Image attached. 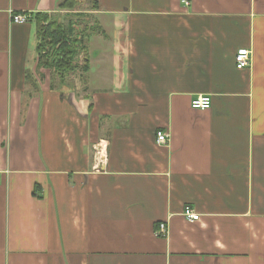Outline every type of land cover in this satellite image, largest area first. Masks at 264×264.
I'll return each instance as SVG.
<instances>
[{"label":"crops","instance_id":"obj_1","mask_svg":"<svg viewBox=\"0 0 264 264\" xmlns=\"http://www.w3.org/2000/svg\"><path fill=\"white\" fill-rule=\"evenodd\" d=\"M60 1L0 0V264H264V0H77L127 62L79 85L38 65Z\"/></svg>","mask_w":264,"mask_h":264},{"label":"trees","instance_id":"obj_2","mask_svg":"<svg viewBox=\"0 0 264 264\" xmlns=\"http://www.w3.org/2000/svg\"><path fill=\"white\" fill-rule=\"evenodd\" d=\"M77 4V0H62L58 4L60 11L37 13L33 18L38 39V65L48 67L62 78L65 73L73 72L78 68L75 60L77 54L80 51L88 54L90 35L97 31L94 25L91 27V32L88 28L83 31L77 30L78 24L73 19L74 14H69V11H73ZM94 9H97V5ZM88 60L87 55L84 58V71L90 69Z\"/></svg>","mask_w":264,"mask_h":264},{"label":"rangeland","instance_id":"obj_3","mask_svg":"<svg viewBox=\"0 0 264 264\" xmlns=\"http://www.w3.org/2000/svg\"><path fill=\"white\" fill-rule=\"evenodd\" d=\"M85 6H86L85 4H80L78 2L76 8L73 11H69L70 12L69 14H74L73 19L78 24L77 30L83 31L85 28H88L89 32H91L92 25H94L95 29H97V24L95 22L94 14H92V12L91 13L86 12ZM89 14H92V16H87ZM99 39L100 40L98 41L96 40L95 42H93L92 46L90 47L91 51L90 52L88 51V54L85 53L84 51H80L79 54H77L75 58L76 63L78 64V68L72 72V80L73 82L78 83V85L81 81H84L81 76H83L82 74L83 72H86L83 69L84 57L90 54H92V60L94 61L90 65L91 71L93 73L92 75L93 79L96 78V74L98 73L99 70H100V77L102 76L105 77L106 75V77L109 76L110 78H113V77L120 76L127 69V62L124 61L125 60L124 58L123 59L117 58L115 61H113V59L111 58L112 57L111 56L112 47L109 44L110 41L109 42L106 41L105 43H103L102 39L101 38ZM99 43H100V46H99ZM99 50H100V59H98V56H97L99 54L97 53ZM97 59L100 60V65L99 63H96ZM45 68H48V67H45ZM95 152H97L96 148H95Z\"/></svg>","mask_w":264,"mask_h":264},{"label":"built area","instance_id":"obj_4","mask_svg":"<svg viewBox=\"0 0 264 264\" xmlns=\"http://www.w3.org/2000/svg\"><path fill=\"white\" fill-rule=\"evenodd\" d=\"M186 3H189L185 0ZM33 18V15L30 12H16L12 14V20L15 22H27ZM236 65L238 68H244L249 66L251 61V50L249 48H241L237 51L236 54ZM191 105L196 109H209L212 105V97L209 94H202L194 97L191 101ZM157 142L158 143H167L169 134L166 131H158L157 132ZM97 149V154L101 155L102 150L100 148ZM183 216L189 221H198L201 218V214L196 212L191 205H186L183 212ZM156 234L157 235H166L168 233V224L165 221L159 222L156 226Z\"/></svg>","mask_w":264,"mask_h":264}]
</instances>
